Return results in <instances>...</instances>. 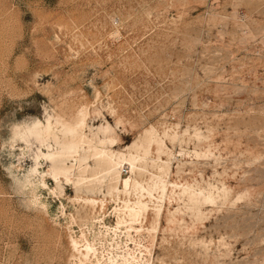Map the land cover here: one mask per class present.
Returning <instances> with one entry per match:
<instances>
[{
	"label": "rangeland",
	"instance_id": "1",
	"mask_svg": "<svg viewBox=\"0 0 264 264\" xmlns=\"http://www.w3.org/2000/svg\"><path fill=\"white\" fill-rule=\"evenodd\" d=\"M0 264H264V0H0Z\"/></svg>",
	"mask_w": 264,
	"mask_h": 264
},
{
	"label": "bare ground",
	"instance_id": "2",
	"mask_svg": "<svg viewBox=\"0 0 264 264\" xmlns=\"http://www.w3.org/2000/svg\"><path fill=\"white\" fill-rule=\"evenodd\" d=\"M84 122H85L84 120H81L78 123V125H71V124H69V119L67 120L65 117L59 116L55 122L48 121L46 125H42L39 123L32 128H16V130L14 132V136L16 138V141L19 144L20 143H29L30 142L29 139L32 138V139L40 142L41 144L46 145V147H53L52 145H50V143H51L50 140H52L53 143H55L54 146L58 147L57 150L55 152H54V150H52L53 152H50V150H49L47 154H41V156L45 157L46 159L51 161L50 173L52 176L55 177V179H58L59 176H63L66 179V181L69 182V175L71 173L73 165H71V167H69L67 162L69 161L70 158L73 159L77 154H79L80 150L84 147V145L88 144L87 143V137L85 136V134L83 132ZM75 123H77V122H75ZM112 139H114V138H112ZM103 141L104 140H102V144H104ZM114 142L110 141V143H114ZM148 145H149V143H148ZM139 146H137L138 150H139ZM135 151H136V149H135ZM159 151H161V150H159ZM110 152L111 151L108 152V151L102 150V151H99L96 153V155L98 156V162L99 163L104 162L107 166L106 175H107V177H109L110 183H111V181L118 183V181L120 179V168H121L123 163H128L134 172L135 170H138L137 169L138 163L141 160H143L142 157L138 153L133 154L131 152L132 154L130 153L131 155L130 156L128 155L129 158L127 159L124 157V154H122L123 156L122 155L120 156L121 153L117 154V155H119L117 158V157L112 155L113 152H111V153ZM114 155H116V154L114 153ZM143 155L146 156L147 153L145 152V154H143ZM126 157H127V155H126ZM125 161H127V162H125ZM123 184H124V190L123 191L125 193H128V191L131 189V186H132L131 179L130 178L124 179ZM136 184H137V182L134 183L133 186H138V184L137 185ZM113 185H114V183H113ZM139 187H140V185L138 186V188ZM114 188H115V186H114ZM134 189H135V187H134ZM135 190H137V187ZM141 202L136 203V206H126V214L128 217H130L131 221L132 220H135V221L139 220L138 218L147 211V205L143 204ZM73 244L75 246H78L75 241H73ZM75 248H77V247H75Z\"/></svg>",
	"mask_w": 264,
	"mask_h": 264
}]
</instances>
